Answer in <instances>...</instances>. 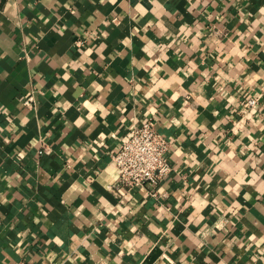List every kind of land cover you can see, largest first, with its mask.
Listing matches in <instances>:
<instances>
[{
	"label": "crops",
	"instance_id": "crops-1",
	"mask_svg": "<svg viewBox=\"0 0 264 264\" xmlns=\"http://www.w3.org/2000/svg\"><path fill=\"white\" fill-rule=\"evenodd\" d=\"M151 117L172 170L118 197L112 155ZM20 263L264 264V0H0V264Z\"/></svg>",
	"mask_w": 264,
	"mask_h": 264
},
{
	"label": "built area",
	"instance_id": "built-area-1",
	"mask_svg": "<svg viewBox=\"0 0 264 264\" xmlns=\"http://www.w3.org/2000/svg\"><path fill=\"white\" fill-rule=\"evenodd\" d=\"M259 99L260 95L246 98L242 106L253 111L258 107ZM33 100L34 97L30 95L25 103L31 105ZM170 147V139L158 131L153 117L140 125H132L118 151L112 155L119 177L110 185V189L118 197L125 196L136 187H148L150 193L157 195V187L172 170L168 156Z\"/></svg>",
	"mask_w": 264,
	"mask_h": 264
}]
</instances>
